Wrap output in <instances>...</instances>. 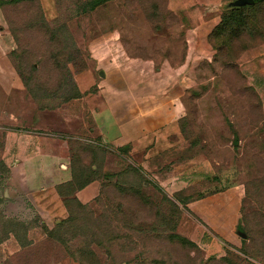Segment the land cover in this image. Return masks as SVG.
Segmentation results:
<instances>
[{
    "label": "rangeland",
    "instance_id": "rangeland-1",
    "mask_svg": "<svg viewBox=\"0 0 264 264\" xmlns=\"http://www.w3.org/2000/svg\"><path fill=\"white\" fill-rule=\"evenodd\" d=\"M0 20L14 42L0 52V124L17 126L1 120L12 111L21 127L67 135L74 176L59 188L66 199L76 180L97 183L83 207L69 200L61 224L36 216L35 240L0 255V264H264V87L239 65L240 52L264 40V0H0ZM192 38L204 46L188 47ZM106 40L107 49L155 65H180L189 51L179 135L148 162L92 133L79 98L101 81L95 41ZM116 68L112 78L129 86L152 77L149 66L146 75ZM74 84L82 95L67 97ZM235 192L238 220L226 235L184 203ZM217 204L201 214L209 225L230 216Z\"/></svg>",
    "mask_w": 264,
    "mask_h": 264
},
{
    "label": "crops",
    "instance_id": "crops-1",
    "mask_svg": "<svg viewBox=\"0 0 264 264\" xmlns=\"http://www.w3.org/2000/svg\"><path fill=\"white\" fill-rule=\"evenodd\" d=\"M210 28L205 26L203 34ZM109 43L112 42L95 41V69H103L99 79L101 81L97 82L94 91L79 98L85 100V107L90 112L92 133L114 145L127 144L129 154L139 152L141 159L148 162L172 145L174 138L179 135L177 117L182 111L179 74L188 66L189 51H186L180 65L173 66L166 61L155 65L149 59L122 55L116 50L107 49L113 46ZM13 44L11 35L0 22V52L11 49ZM187 46L197 48L204 44L201 39L192 38V44L188 42ZM239 65L251 71V80L257 90L264 87V40L256 47L243 50L239 56ZM114 66L118 67L116 70L122 72V75L131 71H141L146 75L149 66L152 77H141L140 82L131 81L129 86L127 82L121 83L112 78ZM119 74L117 79L120 78ZM82 77H87V74L84 73ZM81 85L79 82V90L82 91ZM16 89L22 91L23 86L17 84ZM63 118L67 119L65 116ZM1 120L17 125L8 127L0 124L3 134L0 157L7 167L0 180V255H7L35 240L36 216L47 227L51 222L66 216L67 210L55 185L69 180L71 174L66 162L67 135L36 131L34 126L29 125L30 128L21 127V124H16L19 119L12 111ZM96 190L97 183L92 180L76 189L74 195L85 202L95 195ZM220 195L190 200L187 205L213 231L226 235L231 225H235L238 220L237 194ZM217 202L223 205L224 213L221 211V217L228 213L230 216H226L223 222L210 218L209 225L201 214L204 209L207 212L216 210L215 207L219 206ZM13 222L16 225L22 224V229H4L5 223ZM54 264L66 262L63 260Z\"/></svg>",
    "mask_w": 264,
    "mask_h": 264
},
{
    "label": "trees",
    "instance_id": "trees-1",
    "mask_svg": "<svg viewBox=\"0 0 264 264\" xmlns=\"http://www.w3.org/2000/svg\"><path fill=\"white\" fill-rule=\"evenodd\" d=\"M254 2L255 1H257V0H253ZM230 14V12H228L227 13V15H229ZM223 20V18H221V21ZM220 21V22H221ZM219 28H221V23H219V24H216L211 30H210V32H209V34H211L212 32H214V31H217ZM14 36V35H13ZM251 46H249V47H247V48H250ZM247 48H244L243 50H245V49H247ZM242 50V51H243ZM241 51V52H242ZM241 52H240V54H241ZM80 95H82V92H80L78 89H77V87L75 86V84L72 86V90L67 94V97H78V96H80ZM179 124V123H178ZM2 136H3V134L1 135V142H0V151H1V147H2ZM0 159H1V157H0ZM0 165L3 167L2 169H3V171H5L6 170V165H5V163L3 162V160L1 159V161H0ZM70 174H71V178L69 179V180H66V181H64V182H60V183H58V184H56L55 185V189H56V191H57V193L59 194V196H60V198H61V201H62V203H63V205H64V207H65V209L67 210V214H66V216L65 217H63V218H61V221L60 222H58V223H56V225H59V224H61L64 220H67V219H69L70 218V208H69V200H72L74 203H75V205L76 206H84L85 205V203L84 202H81L79 199H77V197L74 195V192H75V190L76 189H78V188H80V187H82L83 185H85V184H87L89 181H91V180H93V177L92 176H90V177H86V178H83V179H80V180H76V185H75V189L73 190V194L70 196V199H66L63 195H62V193L60 192V190H59V188H60V186H70L71 184H72V178H73V171H72V169L70 168ZM94 196V195H93ZM190 197H188V199H187V202L188 201H190V199H189ZM186 201H184V203H187ZM45 225V224H44ZM43 230H45L46 232H47V234H51V232H52V229L51 228H47L46 226H43ZM93 233L94 232H92L91 233V235H93ZM95 236H91V238H90V241L91 242H95V238H94Z\"/></svg>",
    "mask_w": 264,
    "mask_h": 264
},
{
    "label": "water",
    "instance_id": "water-1",
    "mask_svg": "<svg viewBox=\"0 0 264 264\" xmlns=\"http://www.w3.org/2000/svg\"><path fill=\"white\" fill-rule=\"evenodd\" d=\"M246 1H248V2H251L252 0H246ZM238 233H239L241 236H243V235H244V233H243V232H241V231H238Z\"/></svg>",
    "mask_w": 264,
    "mask_h": 264
}]
</instances>
